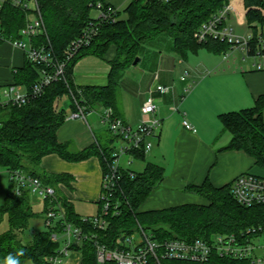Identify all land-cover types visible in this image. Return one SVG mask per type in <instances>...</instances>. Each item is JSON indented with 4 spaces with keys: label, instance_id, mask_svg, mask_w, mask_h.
Segmentation results:
<instances>
[{
    "label": "trees",
    "instance_id": "trees-1",
    "mask_svg": "<svg viewBox=\"0 0 264 264\" xmlns=\"http://www.w3.org/2000/svg\"><path fill=\"white\" fill-rule=\"evenodd\" d=\"M39 7L44 35L34 40L35 45L49 44L55 59H63L72 40L78 37L92 21L91 12L97 3L107 0H36ZM248 27L256 33V23L264 28V0H243ZM228 0H131L118 13L113 24H104L90 45L82 48L66 64L63 79L47 86L43 93L22 107L0 105V167L21 170L39 178L44 184L55 187L67 183L66 175H51L41 171L43 157L55 154L67 162H81L97 156L102 169L110 161L109 147L90 146L82 151H73L69 143L57 141L56 132L64 123L66 114L59 109L61 98L67 97L74 111V100L82 99L89 109L109 107L114 115L117 107L118 74L133 65L142 46L150 41L167 36L172 48L182 60L188 55L206 50L215 55H225L229 45L209 39L205 43L196 41L199 27L218 13ZM125 18L122 19L121 15ZM26 12L6 3L0 8V30L7 39H18L25 26ZM1 43V42H0ZM110 46L116 54L109 62L108 83L103 87H77L73 83V68L85 56L103 58ZM253 55V52L250 53ZM38 80V68L27 61L15 71L12 84L21 85L27 91ZM223 131L230 135L222 151H242L254 160L255 166L264 170V98L258 97L250 108L218 116ZM135 160L145 163L141 172L129 177L123 171L114 201H119L118 213L112 209L104 217L107 228L93 229L75 213L72 204L58 194L66 220L87 234L96 235V240L113 248L115 239L130 235L138 227L152 232L158 241L197 238L210 239L218 234H238L240 231L264 225V205L244 207L230 193L231 183L216 188L206 179L201 185H189L185 191L203 198L206 204H184L153 211H140L144 201L157 189L163 180V168L146 162V155L133 153ZM102 203L99 202L98 213ZM6 217L8 229L0 232V264L4 262H30L31 264H53L59 243L50 240V231L35 232L30 240L21 241L29 228L30 220L37 218L31 210L28 195L20 197L11 193V186L0 207V221ZM80 252L81 264H97L92 241H83L69 248ZM106 264H115L108 262ZM161 264H248L219 258L213 255L205 263L161 261Z\"/></svg>",
    "mask_w": 264,
    "mask_h": 264
},
{
    "label": "crops",
    "instance_id": "crops-1",
    "mask_svg": "<svg viewBox=\"0 0 264 264\" xmlns=\"http://www.w3.org/2000/svg\"><path fill=\"white\" fill-rule=\"evenodd\" d=\"M107 1L120 5L123 0ZM259 30L264 33V28ZM249 31L248 27V32H235L246 35ZM159 38L142 46L137 64L118 74L115 116L132 127L137 126L142 118L141 106L151 96L157 106L155 116L161 122L154 138L156 151L151 163L163 168V180L159 189L141 205L142 212L184 204H206L203 198L185 191V187L201 185L207 179L213 187L219 188L243 173L259 169L242 151H222L230 135L223 131L218 116L250 108L255 99L264 98V71H257L255 60L245 57L239 50L225 55L200 50L182 60L173 51L172 41L170 46L164 47L160 41L155 43ZM115 54L116 48L110 46L103 58H81L73 68L74 85L106 86L109 62ZM24 64L22 51L9 43H0V90L12 83L15 71ZM179 69L187 74L185 81L177 79ZM190 83L194 84L192 92L185 94ZM157 85L170 87L171 91L160 94L155 91ZM66 105L67 109L63 103L58 105L66 114L64 123L56 132L59 143H69L73 151H82L93 145L109 147L112 151L118 147L119 143L100 119V107L88 111L86 121H81L68 119L73 112L69 99ZM174 107L178 108L177 112H173ZM183 119L195 128V133L183 128ZM148 155L146 162H150ZM40 167L46 174L68 177L67 183H59L55 189L72 204L80 218L97 215L102 176L101 161L97 156L73 163L51 154L42 158ZM133 167L136 165L130 166L134 172L143 170ZM4 177L9 188L8 178ZM28 199L32 210L35 198L31 200L28 195ZM42 203L44 205V201ZM91 207L93 211H84ZM55 264H81V254L70 252L67 258Z\"/></svg>",
    "mask_w": 264,
    "mask_h": 264
},
{
    "label": "built area",
    "instance_id": "built-area-1",
    "mask_svg": "<svg viewBox=\"0 0 264 264\" xmlns=\"http://www.w3.org/2000/svg\"><path fill=\"white\" fill-rule=\"evenodd\" d=\"M30 0H0V8L8 3L13 7L26 12L25 26L19 31L18 39H7L0 30V42L9 43L13 48L23 52L24 59L38 68V80L26 90L21 85L9 84L0 90V105L22 107L31 99L39 97L44 89L51 83L63 79L65 64L82 48L90 45L98 35L100 27L104 24H113L121 11L119 6L110 2L97 3L96 15L83 29L81 34L70 42L64 58L55 59L49 44L35 45L34 40L44 35V27L40 16L37 1L33 0L34 8L31 10L26 4ZM131 0H123L129 3ZM166 3L169 0H155ZM232 10L230 0L215 15L204 22L196 33V41L205 43L209 39L224 42L229 45V52L241 51L245 57L255 60L254 67L257 71H264V33L259 26L253 23L251 27H258L256 33L250 28L246 35H238L231 24L229 16ZM245 13V9H244ZM253 52V55L250 53ZM187 74L180 77L185 81ZM187 87L184 93H188ZM155 91L167 94L170 87L157 85ZM74 100V111L68 119L86 121L89 109L82 99ZM157 106L154 99L148 96L141 106V121L135 127L124 123L116 117L109 107L100 108V119L119 143L110 155V161L102 169L101 176V212L92 217L81 218L84 223H90L93 229L104 231L107 222L104 217L108 212L117 215L119 201H114V196L119 189L122 172L128 171L129 177H134L130 169L136 161L133 153L147 155L152 148L151 140L155 138L160 128V119L155 116ZM178 108L174 107L173 112ZM185 130L195 133V128L186 120H182ZM126 157L123 163L122 158ZM6 175L11 186V193L20 197L25 191L28 195L38 196L44 201L43 224L50 231V240L59 243L57 256L51 259L53 264L67 258L69 248L80 245L83 241L93 242L97 264L113 262L115 264H161V261H180L188 263H205L213 255L236 261H246L248 264H264V225L252 226L240 231L238 234H218L210 239L197 238L191 241L181 239H166L158 241L156 236L143 228L130 235H119L113 248L99 243L96 235L85 233L82 228L66 220V214L61 207L55 187L44 184L39 178L31 176L21 170H8L0 167V175ZM230 193L234 200L241 206L254 207L264 205V177L250 173H243L236 177L230 186ZM259 251V254L257 253Z\"/></svg>",
    "mask_w": 264,
    "mask_h": 264
},
{
    "label": "rangeland",
    "instance_id": "rangeland-1",
    "mask_svg": "<svg viewBox=\"0 0 264 264\" xmlns=\"http://www.w3.org/2000/svg\"><path fill=\"white\" fill-rule=\"evenodd\" d=\"M118 2V1H117ZM244 1L243 0H230V4L232 6V10L230 12V16H229V20H230V23L231 25L233 26V29L234 31H241V32H248V24L246 22V18H245V13H244ZM26 4L29 6V8L31 10H33L34 8V2L33 0H30V1H26ZM127 2L123 3V1L121 2L120 5H115V6H119L120 10L123 11V9L127 6ZM96 15L95 11L93 10L91 12V16L94 17ZM122 19L125 18V15L122 14L121 15ZM160 41V43L163 44V46L165 47L167 44L170 46L171 45V40L169 37L167 36H162L160 37L159 39L155 40V43H158ZM184 71H182L181 69H179L178 71V74H177V79L180 80V77L184 76ZM188 93L189 92H192V88L194 87V84H189L188 86ZM186 93V94H188ZM67 97H63L60 99L59 104L63 103V107L64 109H67L68 108V105L67 104ZM152 142V148L151 150L149 151V160L150 162L154 161L153 160V155H155V151H156V145H155V140L154 138L151 140ZM126 157H123L122 158V163L124 164V162H126ZM132 164H135L136 167H133V168H136L137 170H140L141 168H143V165L144 163L141 162V161H133ZM135 170V169H134ZM135 170V171H137ZM248 173L250 174H253V175H261L262 177H264V171L261 170V169H255L253 171H249ZM6 175H0V207H2L3 203H4V199L6 197V193H7V190H8V184L5 180V177ZM2 177V178H1ZM189 194H192L194 196H197L196 194H193V193H189ZM199 196H197L198 198ZM34 199V202L32 204V212L34 214H36L37 218H34L32 220H30L29 222V228L23 233V237L24 239L21 238V241H25V240H30V238L33 236V233L35 232H42V231H46L47 228L45 227V225L43 224V217H44V205L42 203V199L38 196H34L32 195L31 196V200ZM201 198V197H199ZM93 211L94 208L91 207V208H87V209H84V211ZM95 214V213H93ZM8 229V224H7V219L6 217L4 216L2 218V220L0 221V232H5L7 231ZM2 264H31L30 262H21V263H18V262H4Z\"/></svg>",
    "mask_w": 264,
    "mask_h": 264
},
{
    "label": "water",
    "instance_id": "water-1",
    "mask_svg": "<svg viewBox=\"0 0 264 264\" xmlns=\"http://www.w3.org/2000/svg\"><path fill=\"white\" fill-rule=\"evenodd\" d=\"M137 62H138V59L136 58V59L134 60V62H133V65H136ZM257 253L259 254V251H257Z\"/></svg>",
    "mask_w": 264,
    "mask_h": 264
}]
</instances>
